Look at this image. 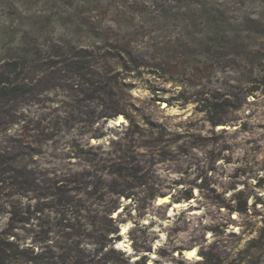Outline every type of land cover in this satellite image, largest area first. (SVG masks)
I'll return each mask as SVG.
<instances>
[{"label": "rangeland", "instance_id": "374dc122", "mask_svg": "<svg viewBox=\"0 0 264 264\" xmlns=\"http://www.w3.org/2000/svg\"><path fill=\"white\" fill-rule=\"evenodd\" d=\"M0 264H264V0H0Z\"/></svg>", "mask_w": 264, "mask_h": 264}, {"label": "bare ground", "instance_id": "6f19581e", "mask_svg": "<svg viewBox=\"0 0 264 264\" xmlns=\"http://www.w3.org/2000/svg\"><path fill=\"white\" fill-rule=\"evenodd\" d=\"M194 256L193 252L189 253V258H192Z\"/></svg>", "mask_w": 264, "mask_h": 264}, {"label": "trees", "instance_id": "16d2710c", "mask_svg": "<svg viewBox=\"0 0 264 264\" xmlns=\"http://www.w3.org/2000/svg\"><path fill=\"white\" fill-rule=\"evenodd\" d=\"M166 105H164V107H165ZM241 211H244L243 209H241ZM198 260H200V257L198 258Z\"/></svg>", "mask_w": 264, "mask_h": 264}]
</instances>
